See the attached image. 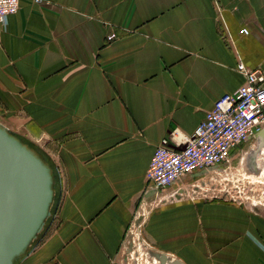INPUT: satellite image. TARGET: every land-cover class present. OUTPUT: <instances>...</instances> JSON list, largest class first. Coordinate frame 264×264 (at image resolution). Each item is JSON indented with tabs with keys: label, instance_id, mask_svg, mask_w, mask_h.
Returning a JSON list of instances; mask_svg holds the SVG:
<instances>
[{
	"label": "crops",
	"instance_id": "1",
	"mask_svg": "<svg viewBox=\"0 0 264 264\" xmlns=\"http://www.w3.org/2000/svg\"><path fill=\"white\" fill-rule=\"evenodd\" d=\"M240 63L264 74V0H20L0 30V124L56 176L22 264H129L156 200L145 232L168 264H264V206L196 195L264 172V126L208 171L163 190L146 180L162 139L191 136L245 84Z\"/></svg>",
	"mask_w": 264,
	"mask_h": 264
},
{
	"label": "built area",
	"instance_id": "2",
	"mask_svg": "<svg viewBox=\"0 0 264 264\" xmlns=\"http://www.w3.org/2000/svg\"><path fill=\"white\" fill-rule=\"evenodd\" d=\"M32 2L40 5L44 0ZM19 3L20 0H0V30L7 19L17 13ZM240 33L248 34L246 29L240 30ZM112 39L114 35L107 38ZM237 71L244 75L245 84L215 101L212 110L206 113L191 136H180L174 130L161 140L146 172L148 184L163 190L196 171H208L223 164L229 160L234 148L263 128L264 74L241 63L237 65ZM222 193L229 194L227 188ZM229 200L239 202L231 195ZM253 203L264 206V197Z\"/></svg>",
	"mask_w": 264,
	"mask_h": 264
},
{
	"label": "water",
	"instance_id": "3",
	"mask_svg": "<svg viewBox=\"0 0 264 264\" xmlns=\"http://www.w3.org/2000/svg\"><path fill=\"white\" fill-rule=\"evenodd\" d=\"M50 167L0 124V264L25 255L51 215Z\"/></svg>",
	"mask_w": 264,
	"mask_h": 264
},
{
	"label": "rangeland",
	"instance_id": "4",
	"mask_svg": "<svg viewBox=\"0 0 264 264\" xmlns=\"http://www.w3.org/2000/svg\"><path fill=\"white\" fill-rule=\"evenodd\" d=\"M16 137L24 144L29 143L31 146L30 149H32L38 156L46 160L45 154L41 149L25 139L19 138L18 136ZM53 179L55 189L56 176L54 174ZM188 179L189 178L186 177L185 181H188ZM203 188L207 191L201 192V194H196L200 198L214 199L215 197H218L221 200L225 199L229 201V195H231L238 201L255 202L259 198L264 197V172L255 178L244 175L242 171L232 170L228 176H223V178L218 176L214 181L207 182V180H205ZM224 188H227L229 194L222 193ZM154 203L155 205L150 206L148 209V216L146 218L147 221L151 216L155 215L157 209L160 208V202V205H158L157 200ZM156 203L158 207L156 206ZM140 214L142 216L143 213L141 212ZM146 219L143 220V218H141L139 223L131 229V234L128 235V242L124 251L125 253L123 254L124 259L129 264H168L167 262L169 258L165 254L161 253L160 249L157 247V244L150 241L149 237H151V235L145 232ZM143 222L145 223L142 225L141 223ZM151 227L152 226H150V229ZM39 239L40 234L32 242L26 254L18 258L14 264H22V260L28 256Z\"/></svg>",
	"mask_w": 264,
	"mask_h": 264
},
{
	"label": "trees",
	"instance_id": "5",
	"mask_svg": "<svg viewBox=\"0 0 264 264\" xmlns=\"http://www.w3.org/2000/svg\"><path fill=\"white\" fill-rule=\"evenodd\" d=\"M26 144V146L28 147V148H30L31 146L29 145V143H25ZM42 158V157H41ZM43 159V158H42ZM44 160V162L47 164V165H49L48 164V162H47V160H45V159H43ZM53 175V174H52Z\"/></svg>",
	"mask_w": 264,
	"mask_h": 264
}]
</instances>
